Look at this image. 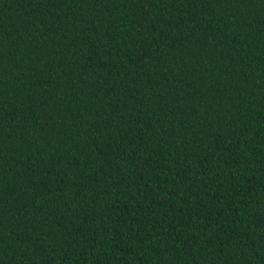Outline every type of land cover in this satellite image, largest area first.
<instances>
[{"label": "trees", "instance_id": "obj_1", "mask_svg": "<svg viewBox=\"0 0 264 264\" xmlns=\"http://www.w3.org/2000/svg\"><path fill=\"white\" fill-rule=\"evenodd\" d=\"M0 264H264V0H0Z\"/></svg>", "mask_w": 264, "mask_h": 264}]
</instances>
